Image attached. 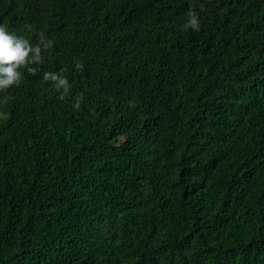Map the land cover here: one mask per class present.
<instances>
[{
  "label": "trees",
  "instance_id": "16d2710c",
  "mask_svg": "<svg viewBox=\"0 0 264 264\" xmlns=\"http://www.w3.org/2000/svg\"><path fill=\"white\" fill-rule=\"evenodd\" d=\"M0 25L54 41L0 93V264H264V0H0Z\"/></svg>",
  "mask_w": 264,
  "mask_h": 264
},
{
  "label": "clouds",
  "instance_id": "9594fccd",
  "mask_svg": "<svg viewBox=\"0 0 264 264\" xmlns=\"http://www.w3.org/2000/svg\"><path fill=\"white\" fill-rule=\"evenodd\" d=\"M187 22L184 29L199 31L200 21L195 11L187 13ZM54 41L48 39L43 33L39 34L38 42L33 44L24 36L17 35L15 31H9L6 26L0 25V93H6L12 88H19L24 82V73L31 76L37 75L40 66L44 62L43 53L53 48ZM84 67L82 62L76 63V69ZM43 79L53 84L54 88L61 93V99L68 95L71 84L62 73L45 72ZM14 99L4 95L0 103L7 104ZM83 101V95L75 97L74 110H78ZM7 113H0V119H8Z\"/></svg>",
  "mask_w": 264,
  "mask_h": 264
}]
</instances>
